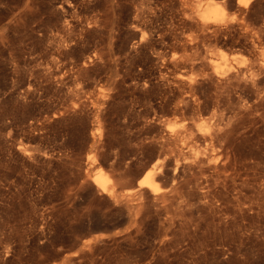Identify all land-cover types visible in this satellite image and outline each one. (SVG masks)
<instances>
[{
	"label": "rangeland",
	"instance_id": "rangeland-1",
	"mask_svg": "<svg viewBox=\"0 0 264 264\" xmlns=\"http://www.w3.org/2000/svg\"><path fill=\"white\" fill-rule=\"evenodd\" d=\"M0 264H264V0H0Z\"/></svg>",
	"mask_w": 264,
	"mask_h": 264
},
{
	"label": "bare ground",
	"instance_id": "bare-ground-1",
	"mask_svg": "<svg viewBox=\"0 0 264 264\" xmlns=\"http://www.w3.org/2000/svg\"><path fill=\"white\" fill-rule=\"evenodd\" d=\"M252 0H237V5L238 7L244 6L247 7ZM210 5V4H209ZM223 6V5H221ZM226 7V6H225ZM227 8V7H226ZM224 9L218 5H210L208 6V8H206L203 12L201 11V13L199 14V16H201V20L205 23V24H210V23H214V24H227L226 19H225V13L227 15V12L224 13ZM227 11V10H226ZM200 12V11H199ZM228 18V17H226ZM219 27V26H218ZM261 39V38H260ZM211 62V61H210ZM86 64V61H85ZM215 74L218 77H224L225 73L221 72L220 70H218L217 68L215 69ZM219 79V78H218ZM195 84V83H194ZM192 86V85H190ZM193 90V88H192ZM188 128V127H187ZM186 128V129H187ZM214 150V149H213ZM181 151V150H180ZM167 158V157H166ZM163 158L162 160H160L159 158L152 164V168L149 169L148 171L145 172V174H143V176L141 177V179L138 181L136 188H133L132 190H130L129 192L131 193V195L139 193L141 191H144V193H148V194H159L161 191L159 190V186H158V180H160L162 178V168L164 166V161H166L167 159ZM166 159V160H165ZM145 168H147V166H145ZM148 169V168H147ZM141 173V172H140ZM139 173V174H140ZM100 176V175H99ZM106 176V175H104ZM107 177V176H106ZM103 179V178H102ZM101 180V179H100ZM174 180V179H173ZM102 182V181H100ZM102 187L104 191H111L112 195L114 198L116 199H121L122 197L118 194L115 193V186L116 183H112L110 178L107 177L103 182H102ZM160 191V192H159ZM142 193V192H141ZM162 196H164V194H161ZM125 197V196H124Z\"/></svg>",
	"mask_w": 264,
	"mask_h": 264
}]
</instances>
